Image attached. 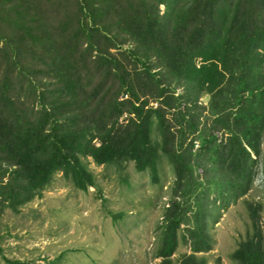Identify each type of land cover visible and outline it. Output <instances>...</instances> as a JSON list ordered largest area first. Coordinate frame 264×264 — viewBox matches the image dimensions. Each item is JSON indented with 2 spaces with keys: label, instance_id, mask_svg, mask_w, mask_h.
Instances as JSON below:
<instances>
[{
  "label": "trees",
  "instance_id": "16d2710c",
  "mask_svg": "<svg viewBox=\"0 0 264 264\" xmlns=\"http://www.w3.org/2000/svg\"><path fill=\"white\" fill-rule=\"evenodd\" d=\"M263 134L264 0H0V214L58 173L96 187L88 159L127 186L128 164L156 185L166 160L154 259L209 264L216 211L242 200L251 227L230 259L264 264L263 205L244 200Z\"/></svg>",
  "mask_w": 264,
  "mask_h": 264
},
{
  "label": "rangeland",
  "instance_id": "374dc122",
  "mask_svg": "<svg viewBox=\"0 0 264 264\" xmlns=\"http://www.w3.org/2000/svg\"><path fill=\"white\" fill-rule=\"evenodd\" d=\"M178 91L183 92L182 88ZM218 138L222 141L221 134ZM260 147V155L253 156L258 160L255 183L244 200L263 205L260 226L264 235V190L258 186L264 175V134ZM86 162L97 179L96 187L79 191L58 173L43 196L20 213L6 209L0 214V264H160L154 252L174 182L167 161L160 164L156 185L148 173L128 164V186L121 183L115 168L97 166L91 159ZM247 210L238 200L216 211L219 218L207 229L213 249L200 254L209 264H233L230 255L251 227ZM110 213L117 216L115 221ZM190 253L189 245L181 241L172 260L177 262Z\"/></svg>",
  "mask_w": 264,
  "mask_h": 264
},
{
  "label": "built area",
  "instance_id": "2783aa9c",
  "mask_svg": "<svg viewBox=\"0 0 264 264\" xmlns=\"http://www.w3.org/2000/svg\"><path fill=\"white\" fill-rule=\"evenodd\" d=\"M197 147H198V146L196 145L195 149H197ZM261 176H262V180H259V181H258V184H259L258 186H259L260 188H261L262 183H263V175L261 174ZM254 183H255V182H254Z\"/></svg>",
  "mask_w": 264,
  "mask_h": 264
}]
</instances>
